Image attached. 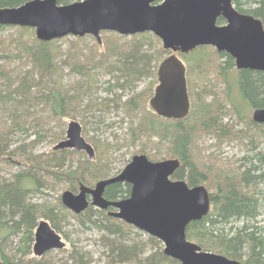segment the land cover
<instances>
[{
  "label": "trees",
  "instance_id": "obj_1",
  "mask_svg": "<svg viewBox=\"0 0 264 264\" xmlns=\"http://www.w3.org/2000/svg\"><path fill=\"white\" fill-rule=\"evenodd\" d=\"M26 1L29 0H0V7H15ZM71 1L74 0H60V3ZM233 2L239 11L254 15L264 24V0ZM218 23L225 21L221 17ZM7 27L35 31L30 26L19 25H0V31ZM112 33L127 38V35ZM150 35L160 43L153 33H138L122 46L109 43L103 53L95 49L81 54L75 49L63 53L54 49L56 39L43 41L37 37H34L36 43L30 46L19 35L9 42L15 47L2 49L4 44L0 43V165L19 166L11 178L0 175V264H95L90 251L75 245L64 248V255L56 254L61 249L34 255L38 217L48 219L60 233L59 215L68 211L61 196L56 205H51L29 201V195L48 189L51 179L67 182L72 191L81 185L92 187L97 180L110 175L112 165L103 160V154L110 156L116 145L97 138V150L100 147L106 153L99 150V155L91 159L84 151L73 148H53L43 153H35L34 148L45 139L60 141L65 137L63 130L52 133L46 129V124L41 122L44 116L56 120L60 127L65 119L80 116L86 133L87 124L95 122L100 128L114 112L123 113L129 119L126 140L139 142L137 151L160 159L177 158L181 165L173 178H187L190 186L207 183L213 189L209 190V213L188 225L187 238L205 251L217 252L244 264H264V225L260 220L264 209V123L245 114L231 98L233 89L238 88L242 100L252 109L263 107L264 71L238 69L230 54L211 45L199 46L188 53L177 52L186 65V73L190 71L193 77L199 74L200 83L193 80L194 90L203 96V104L195 109L194 116H198L192 123H189L192 117L188 118L190 112L182 119L162 117L154 109L146 110L143 94L133 91L124 97L138 82L151 76L154 80L148 95L152 94L158 81L160 58L171 52L162 48L155 54L152 47L145 48V39ZM89 36L75 38L85 40ZM97 43L102 42L97 40ZM212 58L217 59V64L211 63ZM106 76L109 78L105 79ZM218 84L222 87L218 88ZM101 90L106 95H100ZM197 131L214 140L209 144L211 148L233 142L241 144L245 153L238 159V165L232 164L227 170L218 167L215 173L203 170L192 152ZM23 133L28 137L34 135V139L11 148L13 139ZM150 147L153 155L149 154ZM75 159L80 162L74 168ZM129 195L130 185L124 183L111 184L105 192L110 199ZM73 216L82 227L97 228L101 232L106 264H182L165 254L163 242L151 235L148 241L153 251L143 258L146 244L132 240L131 225L125 223L126 227L123 220L106 210L89 206ZM11 236H19L14 247L5 244Z\"/></svg>",
  "mask_w": 264,
  "mask_h": 264
},
{
  "label": "water",
  "instance_id": "obj_2",
  "mask_svg": "<svg viewBox=\"0 0 264 264\" xmlns=\"http://www.w3.org/2000/svg\"><path fill=\"white\" fill-rule=\"evenodd\" d=\"M221 17L225 23H218ZM0 25L30 26L43 41L91 35L101 42L103 31L127 36L153 33L164 49L172 51L158 66V84L150 99L156 113L166 118L182 119L191 110L186 65L177 52L211 45L230 54L238 69L264 71V24L239 11L233 0H29L15 7H0ZM253 120L264 123V106L254 110ZM66 148L84 151L90 158L96 154L77 120L68 123L65 138L54 146ZM180 165L177 158L152 161L146 154H135L119 174L99 180L94 187L65 190L62 204L74 213L90 205L113 207L109 214L160 239L164 253L182 264H244L205 251L187 238L188 225L209 213L211 194L203 184L190 186L185 180H173L171 176ZM122 181L132 184L130 196L107 199L106 187ZM65 246L61 234L47 219H41L34 233V255Z\"/></svg>",
  "mask_w": 264,
  "mask_h": 264
},
{
  "label": "rangeland",
  "instance_id": "obj_3",
  "mask_svg": "<svg viewBox=\"0 0 264 264\" xmlns=\"http://www.w3.org/2000/svg\"><path fill=\"white\" fill-rule=\"evenodd\" d=\"M74 1H76V0H74ZM71 2H73V1H71ZM17 29L18 28H16V27H7V29H5L4 31H0V43L4 44L2 49H7L8 47H11V46L15 47L14 44L9 45V42L11 40H13L14 37L17 35H19V37L23 41L27 42L26 44H28L30 46L32 44L36 43V41H35L36 39L34 38V37H36L35 31L34 32L33 31H21V30H19V29L17 30ZM112 32L113 31L101 33V39H102L101 44L97 43V40L93 36H89L85 40H77L73 36H66L63 38L53 40V46L56 47V48H54L55 50L60 49L63 51V53H68V51H72L73 49L77 50L79 54H81V52L88 53L87 51L90 49H95V50L99 51L100 53H103L107 50V45L109 43H114V44H118V45L122 46L125 42L130 40L129 38L132 36L131 35V36H127V38H121L119 36H116ZM145 40H146L145 48H147L148 46L152 47L153 51L155 50L154 51L155 54H158L159 50L163 48L162 42L160 41V43H159L151 35L147 36V38ZM171 53H172V51L166 52L164 55H162L160 58V62L165 57L170 55ZM212 59L213 60L211 63H213V65L217 64V62H218L217 59H214V58H212ZM159 64H158V66H159ZM186 76H187L188 90H189L191 107H192L190 114H189L190 116L188 118L190 119L192 117L191 120L189 121V123H192L196 120V117L198 116V115L194 116L195 115V113H194L195 109L198 106H199L198 108L202 107V104H203L202 103V97L203 96L196 94V91L194 90V86H195L194 82L195 81L193 82V80L196 79L197 83L199 84L201 78H200L199 74H197V73H195V75L193 77L192 74L190 73V71L188 73H186ZM211 76L216 79V76H214V75H211ZM232 76L233 77L236 76V70L232 71ZM68 78H70V77H67V79ZM107 78H109V76L105 77V79H107ZM214 78H213V80L216 81ZM105 79L102 78L101 80L105 81ZM153 80H154V78L152 76L141 80L136 85V88H134V90H132V91L128 90V92H126L124 94V97L126 98V96L128 94H131L133 91L134 92L136 91L137 95L143 94L144 99H145L144 105L146 106V110L147 111L152 110L153 108L150 105V99L153 96L154 90L158 84V81H157L155 84V88L153 90V93L148 95V91H149V88L152 86ZM198 84H196V86H198ZM220 87H222L221 84H218V88H220ZM103 91H105V90H101L100 95H106V93ZM148 98H150L149 101H147ZM204 98L207 100V97L204 96ZM231 98L234 102H237L236 104L238 106H240V109L245 114H247L248 116L251 115V117H253L254 109H252L247 103H245L242 100L238 88L233 89V92L231 93ZM123 119H124V121H123ZM42 120L43 121H41V122L46 124V129L51 130L52 133H55V132L62 133V130H63L65 132V136H66V131L68 128V123L71 120L79 121L83 127V136L87 139L88 142H90L93 145V147L95 149V152L97 154L95 156L99 155V150L102 153H106V151L104 149L101 150L100 147H98V150H97L96 145H95V143H96L95 141H97L98 139H102V140L105 139V140L111 142L112 144H115L116 147L113 149L110 156H105L103 154V160L108 162L110 164V166L112 165L111 172H109L110 176H113L115 174L120 173L125 168V166L131 161L132 157L135 154L140 153L139 151H137L140 148V146L138 144L139 142L138 143L136 142L134 144L133 142H128V140H126L127 139L126 132H127L129 119L127 117H125V115L123 113H115L114 112V113L109 114L108 117L106 118V122H105L106 124H104L102 126H98L100 128H97V126L95 125L96 124L95 122L87 124L86 125V128H87L86 133L84 132V125L81 122L80 116L77 118H73V119L72 118L65 119V121L62 123V127H60L58 122L54 119H52V120L46 119V117L44 116L42 118ZM198 131L196 132V134L193 137L192 152L196 158V161L200 162V166L203 170H205L206 172L210 171L212 173H215L216 169L218 167L227 170L230 167V165L232 166V164L235 166L238 165V159L241 156H243L245 153L244 148L241 144H239L237 142H233V143L225 144L221 148H211L209 144L214 142V140L208 139L207 137H205V135L203 133H201V132L198 133ZM33 139H34V135L28 137V135H25V133H23V134H21V136H17V137H15V139H13V141L10 143V147L15 148L20 143H25L28 141L30 142ZM48 139H50V138H48ZM48 139H45L47 141H44V142L36 145L34 148V152L35 153H43V152L50 151L59 142V141H57V139H54V140H52V139L48 140ZM169 140H171V139H169ZM149 149H150L149 154L153 155L154 151L151 150V147ZM16 154H14L15 155L14 157H15V159L19 160L18 157L16 156ZM84 155L89 157L87 153H85ZM148 158L152 161L165 160V159H160V158L151 157V156L150 157L148 156ZM171 158H172L171 156L166 157V159H171ZM78 162H80V160H78V159H75L72 162V165L74 168L77 166ZM15 165L14 166L0 165V175L4 176L6 178H11L12 174L15 173L19 169V166H15ZM211 165H215L217 167L211 166ZM207 169H209V171ZM172 179L174 180L176 178L172 177ZM182 180L187 181V178H184ZM49 181H50V183H48ZM49 181H47V183H48V185L50 184L49 185L50 187L48 189H45L43 192H37V193L34 192V193L30 194L29 195V197H30L29 201L38 202V203L48 202L51 205H56L58 202L59 196H62V193L65 190L69 189V187H68L69 184L67 182H55L53 179H51ZM97 181L95 183H93L92 187L95 186ZM200 184H203L204 186L207 185V183H200ZM206 188L208 189V191L209 190L213 191V189L211 187L208 188L206 186ZM78 190H76V192ZM66 211H68V212L63 213V215L60 214L59 218H58V219H61L60 220V226L62 228V231L60 232V234H61L63 240L66 242V246L64 247L65 250H67L68 248H70L71 246H74V245L76 247H81L84 250L91 252V255L94 257V263L95 264H106L107 263L106 249L104 248V246L101 243V232H99V230H97V228L87 229L85 227H82L78 223L77 219L73 216L74 215L73 211H71L69 209H66ZM41 219H46V218L38 217V222ZM260 220H263V225H264V209H263V214L260 216ZM125 223L126 222H124V225L126 227H127V225H130L128 223H126L127 224L126 225ZM130 229L131 230H130L129 234H130V238L132 240L137 239L140 242L146 244L145 245L146 252L144 255H142V257L144 258V256H148V254L153 251V245L150 244L148 241L150 235L148 233L138 229L137 227H135L133 225H131ZM0 236L2 237L1 233H0ZM18 237L19 236H11L9 239V241H11V242L7 241V243H5V244L8 245L9 247H12V246L14 247L16 245V243H18ZM0 247H1V245H0ZM163 247H164V244H163ZM64 248L61 249L62 251H60V253H56L59 251V249H54L51 251H52V253H56L58 255H64V254H66V251L63 250ZM211 252H213V251H211ZM215 253H217V252H215ZM116 264H118V263H116ZM125 264H130V263H125Z\"/></svg>",
  "mask_w": 264,
  "mask_h": 264
},
{
  "label": "flooded vegetation",
  "instance_id": "obj_4",
  "mask_svg": "<svg viewBox=\"0 0 264 264\" xmlns=\"http://www.w3.org/2000/svg\"><path fill=\"white\" fill-rule=\"evenodd\" d=\"M225 21V20H224ZM119 174V173H118ZM115 175H117V174H115ZM115 175H113V176H115ZM108 177H111L110 175L109 176H107V177H105V178H108ZM171 178H172V176H171ZM104 179V178H103ZM98 182V181H97ZM115 183H124V184H128V185H130V194H131V191H132V184L131 183H129V182H126V181H122V182H115ZM112 184H114V183H112ZM111 185V184H110ZM81 187V186H80ZM80 187H79V190H80ZM109 187V185L106 187V189H105V192H106V190H107V188ZM79 190L77 191V192H79ZM76 192V191H75ZM105 192H104V196H105ZM130 196V195H129ZM128 196V197H129ZM88 197L90 198V195H88ZM106 197V196H105ZM107 199H109V200H113V201H115V200H119V199H124V198H117V199H110V198H108V197H106ZM127 198V197H126ZM91 200V199H90ZM64 206V205H63ZM90 206H92V205H90ZM65 207V206H64ZM93 207H95V206H93ZM66 209H68L67 207H65ZM95 208H99V207H95ZM99 209H101V208H99ZM70 210V209H69ZM102 210H106L107 211V213L109 214V212L111 211V210H114V208L113 207H109L108 209H102ZM74 213V212H73ZM74 214H79V213H74ZM109 215H111V214H109ZM111 216H113V215H111ZM115 217V216H114ZM117 218V217H116ZM122 220V219H121ZM40 221V220H39ZM39 223V222H38ZM54 250V249H53ZM51 251V250H50Z\"/></svg>",
  "mask_w": 264,
  "mask_h": 264
},
{
  "label": "bare ground",
  "instance_id": "obj_5",
  "mask_svg": "<svg viewBox=\"0 0 264 264\" xmlns=\"http://www.w3.org/2000/svg\"><path fill=\"white\" fill-rule=\"evenodd\" d=\"M19 6V5H18ZM36 230V229H35Z\"/></svg>",
  "mask_w": 264,
  "mask_h": 264
}]
</instances>
